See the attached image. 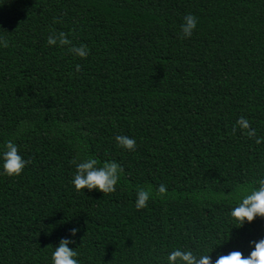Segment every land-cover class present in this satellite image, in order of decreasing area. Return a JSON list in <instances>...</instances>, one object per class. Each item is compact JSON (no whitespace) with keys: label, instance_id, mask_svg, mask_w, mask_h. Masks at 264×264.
<instances>
[{"label":"trees","instance_id":"trees-1","mask_svg":"<svg viewBox=\"0 0 264 264\" xmlns=\"http://www.w3.org/2000/svg\"><path fill=\"white\" fill-rule=\"evenodd\" d=\"M61 31L88 54L47 45ZM0 37V144L29 161L0 175V264H50L73 227L80 264H161L174 246L215 260L264 237L222 198L264 174V143L233 132L243 116L264 136V0H0ZM87 156L122 166L114 192L73 190ZM159 184L137 210L136 186Z\"/></svg>","mask_w":264,"mask_h":264},{"label":"clouds","instance_id":"clouds-1","mask_svg":"<svg viewBox=\"0 0 264 264\" xmlns=\"http://www.w3.org/2000/svg\"><path fill=\"white\" fill-rule=\"evenodd\" d=\"M197 26V18L192 14L183 17L180 24V37L188 38L193 34V30ZM47 45L52 46H68L67 50L74 57L84 58L88 54L87 46L80 44L79 46L71 44L66 34L61 31L51 33L46 40ZM9 41L0 37V48H7ZM75 70H80V65H75ZM26 122L21 121L17 125L15 137H19L29 127ZM239 128L242 133L249 138H254V143L259 145L264 143V136H257L256 129L250 127L248 119L240 116L233 125V132ZM117 147L125 150L134 151L135 139L125 135H116L114 137ZM29 163L19 153L18 145L14 139L5 140L0 144V175L17 176L20 175L25 165ZM72 163L75 171L71 178V185L74 191L87 189L89 191L96 189L103 194L115 191V186L123 172V168L114 160L98 161L92 156L83 159H74ZM167 189L164 184L156 186L155 190L149 186H139L135 188L134 207L137 210L147 207L150 199L165 198ZM222 198H229L234 202V206L228 210L229 219L239 227L250 224L255 218L264 219V174L259 175L255 182L250 185H240L234 192L226 194ZM78 228L69 229L68 237H61L59 242L54 246L50 255V264H80L78 259L79 253L76 247H69L74 244ZM217 245V244H216ZM248 245L250 251L247 255H243L240 250H231L226 254H218L213 260L209 253L194 251L192 248L173 247L167 251L161 261V264H264V237L258 240H249Z\"/></svg>","mask_w":264,"mask_h":264}]
</instances>
